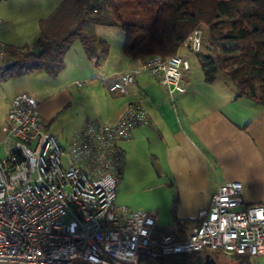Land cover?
<instances>
[{
	"label": "built area",
	"instance_id": "2783aa9c",
	"mask_svg": "<svg viewBox=\"0 0 264 264\" xmlns=\"http://www.w3.org/2000/svg\"><path fill=\"white\" fill-rule=\"evenodd\" d=\"M202 37L196 30L187 38L193 53ZM142 71L166 88L170 102L187 91L184 57H151ZM136 74L117 75L109 91L127 94ZM147 123L145 109L132 103L117 123L88 122L62 146L45 131L34 98H13L4 131L16 145L0 160V264H140L142 257L160 262L207 250L264 256V207L244 206L240 182L221 185L184 238H155L156 216L116 204L119 144Z\"/></svg>",
	"mask_w": 264,
	"mask_h": 264
},
{
	"label": "crops",
	"instance_id": "0c3cea01",
	"mask_svg": "<svg viewBox=\"0 0 264 264\" xmlns=\"http://www.w3.org/2000/svg\"><path fill=\"white\" fill-rule=\"evenodd\" d=\"M93 30L92 27L87 29L88 34L96 37L92 60L87 58L81 44L74 42L65 55L63 68L57 77L52 78L37 71L4 81L15 80L14 84H18L9 96L3 98L6 116L12 99L27 94L37 103L45 131L55 136L62 146L68 145L72 135L88 120L82 122L83 118L68 124V137L60 139L55 133L59 131L62 135L63 132V126H58V118L78 95L86 96L93 88L88 84L80 93L72 87L76 83L80 86V81L84 84L98 79L102 83L94 85L98 87L94 93L101 103L88 115L93 116L94 121L117 123L132 103H139L147 112L148 123L133 129L131 137L119 144L123 153L120 172L124 173L128 165L132 167L130 158L136 163L148 160V157L155 160L159 167L160 174L157 176L161 180V187L172 201H176L174 214L187 224L184 230L176 227L171 202V223L160 225L158 216L153 214L157 218L156 227L172 228L185 237L199 225V213L207 207L211 196L227 182L242 183L244 206L264 207V105L255 104L248 98L236 99V88L227 79L220 81L217 77L213 84H207L204 80V83H197L189 73L186 93L177 95L170 102L166 88L142 71L144 59L134 60L123 54V34L119 29H115L119 31H114L105 40L91 33ZM112 37H116V40ZM2 55L0 65L5 59V55ZM128 71L137 74L127 94L111 93L108 89L110 83L117 75ZM192 87L197 89L196 92ZM202 93L204 100L209 102L206 107L198 104ZM154 171L157 172L155 168ZM118 177L117 196L121 180ZM206 254L199 262H237L234 260L235 254L223 253L226 257L222 258Z\"/></svg>",
	"mask_w": 264,
	"mask_h": 264
},
{
	"label": "trees",
	"instance_id": "16d2710c",
	"mask_svg": "<svg viewBox=\"0 0 264 264\" xmlns=\"http://www.w3.org/2000/svg\"><path fill=\"white\" fill-rule=\"evenodd\" d=\"M89 27L119 29L122 52L134 60L179 56L188 48L187 38L201 30L202 50L195 54L205 83L213 84L223 73L235 86L236 99L264 105V0H62L49 17L38 21L37 50L2 45L0 82L37 71L57 77L74 42L92 60L96 37L87 33ZM172 204L175 225L184 230L187 224L174 214L176 201ZM165 235L184 237L169 227L154 229L155 238ZM200 255H176L159 264H203ZM249 258L234 255L235 264H249Z\"/></svg>",
	"mask_w": 264,
	"mask_h": 264
},
{
	"label": "rangeland",
	"instance_id": "374dc122",
	"mask_svg": "<svg viewBox=\"0 0 264 264\" xmlns=\"http://www.w3.org/2000/svg\"><path fill=\"white\" fill-rule=\"evenodd\" d=\"M61 1L62 0L1 1L0 52L3 44L18 47L29 46L32 50H37V37L39 33L38 21L49 17ZM93 29L91 33L96 34L97 37L99 36L98 38L103 40L110 37L114 31H119L115 30L116 28L105 27H93ZM101 30L104 32L100 33ZM109 33L110 35H108ZM112 38L116 40V37ZM206 53L205 51L203 52V54ZM178 55L188 59L191 69L189 72L190 77H193L197 83H204L197 54L191 52L184 46L179 51ZM210 55L215 58V54ZM217 77L220 78V81L226 79L223 73H218ZM14 81L15 80H10L8 83L0 82V160L7 157L15 146L14 141L9 139L4 129H2L4 124L6 125V106L3 98L9 96L18 86V84H14ZM92 82L93 83L83 84V82L80 81L78 82L81 83L80 86L76 83V85L72 87L73 90L81 93L88 84L93 86L89 91L91 93L86 96L78 95L74 102L61 113L58 118V126H63V132L62 135L59 134V131L55 132L60 139L68 134V124H72L83 118L82 122H85V120H88V122H96L93 116L88 115L90 114V110L100 106L101 100H98L94 93L97 92L96 89L98 87H94V85L101 81L93 79ZM192 84L194 85L193 82ZM193 89L196 92L197 89L192 87V90ZM199 103H202L204 107L209 105V102L204 100V93H202V97L198 101V104ZM67 137L68 136L65 138ZM148 160L143 159V161L136 163V161L134 162L130 158L132 167L130 168L128 165L124 173H119L121 180L116 204L118 206H126L133 211H145L154 214L158 216L160 225L171 223V202L173 201L170 196L167 195V192L164 191L165 189L161 187V180L157 176L160 174L159 167L155 160H153V158L151 160L150 157H148ZM154 168L157 172L154 171ZM205 253L215 254L219 258L226 257L221 251L207 250ZM250 261L251 264H264V256L263 258L252 257ZM140 264H158V262L148 257H142Z\"/></svg>",
	"mask_w": 264,
	"mask_h": 264
},
{
	"label": "bare ground",
	"instance_id": "6f19581e",
	"mask_svg": "<svg viewBox=\"0 0 264 264\" xmlns=\"http://www.w3.org/2000/svg\"><path fill=\"white\" fill-rule=\"evenodd\" d=\"M118 179H119V177H118ZM118 181H117V188H116V200H117V191H118Z\"/></svg>",
	"mask_w": 264,
	"mask_h": 264
},
{
	"label": "flooded vegetation",
	"instance_id": "af4514ba",
	"mask_svg": "<svg viewBox=\"0 0 264 264\" xmlns=\"http://www.w3.org/2000/svg\"><path fill=\"white\" fill-rule=\"evenodd\" d=\"M201 254H202V253H201ZM204 254H206V253L204 252L202 255H200V256H199V259H201V257H202ZM206 255H207V254H206Z\"/></svg>",
	"mask_w": 264,
	"mask_h": 264
}]
</instances>
